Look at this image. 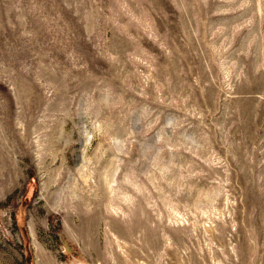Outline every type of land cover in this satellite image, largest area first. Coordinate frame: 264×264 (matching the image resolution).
I'll list each match as a JSON object with an SVG mask.
<instances>
[{
  "label": "rangeland",
  "instance_id": "rangeland-1",
  "mask_svg": "<svg viewBox=\"0 0 264 264\" xmlns=\"http://www.w3.org/2000/svg\"><path fill=\"white\" fill-rule=\"evenodd\" d=\"M0 264H264V0H0Z\"/></svg>",
  "mask_w": 264,
  "mask_h": 264
}]
</instances>
